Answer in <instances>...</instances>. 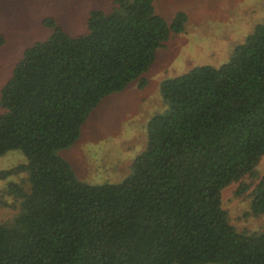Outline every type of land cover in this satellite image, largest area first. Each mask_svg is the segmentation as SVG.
Returning <instances> with one entry per match:
<instances>
[{"label":"trees","instance_id":"trees-1","mask_svg":"<svg viewBox=\"0 0 264 264\" xmlns=\"http://www.w3.org/2000/svg\"><path fill=\"white\" fill-rule=\"evenodd\" d=\"M185 22L178 12L168 23L152 0L92 10L77 36L42 21L50 36L25 48L0 89V157L26 159L0 171L25 174L0 191L15 210L0 223V264H264V228L238 232L221 206V191L239 183L236 194L264 214V17L220 66L159 84L164 109L121 182L83 183L58 155L104 97L147 85L157 51Z\"/></svg>","mask_w":264,"mask_h":264},{"label":"rangeland","instance_id":"rangeland-1","mask_svg":"<svg viewBox=\"0 0 264 264\" xmlns=\"http://www.w3.org/2000/svg\"><path fill=\"white\" fill-rule=\"evenodd\" d=\"M152 4L155 13L168 23L178 12L185 13L184 30L171 35L166 46L157 51L154 64L144 75L147 85L143 89L134 81L125 90L104 97L89 114L76 142L58 152L83 183L121 182L145 146L147 122L164 109L159 84L196 66H220L264 17V0H152ZM112 7L113 0H0V34L4 37L0 43V89L25 48L50 36L51 30L42 24L45 18L54 17L69 35L77 36L85 33L89 12H107ZM25 162L21 151H8L0 157V171ZM256 170L258 175L264 174V156ZM24 178L21 173L0 180V191L7 182ZM242 182L255 184L250 178ZM238 187L235 183L221 191V206L238 232L259 233L264 228V214L251 212L248 192L238 196ZM5 200L11 201L9 197ZM14 214V209L0 204V223Z\"/></svg>","mask_w":264,"mask_h":264},{"label":"crops","instance_id":"crops-1","mask_svg":"<svg viewBox=\"0 0 264 264\" xmlns=\"http://www.w3.org/2000/svg\"><path fill=\"white\" fill-rule=\"evenodd\" d=\"M87 17H88V15H87Z\"/></svg>","mask_w":264,"mask_h":264}]
</instances>
